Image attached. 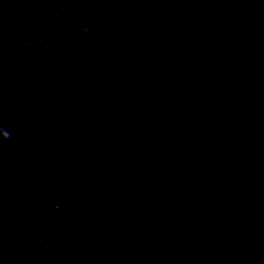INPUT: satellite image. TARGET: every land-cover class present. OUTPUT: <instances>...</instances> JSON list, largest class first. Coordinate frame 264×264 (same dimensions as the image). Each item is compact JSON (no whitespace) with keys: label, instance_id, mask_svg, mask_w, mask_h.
Returning a JSON list of instances; mask_svg holds the SVG:
<instances>
[{"label":"water","instance_id":"1","mask_svg":"<svg viewBox=\"0 0 264 264\" xmlns=\"http://www.w3.org/2000/svg\"><path fill=\"white\" fill-rule=\"evenodd\" d=\"M0 264H264V0H0Z\"/></svg>","mask_w":264,"mask_h":264},{"label":"clouds","instance_id":"2","mask_svg":"<svg viewBox=\"0 0 264 264\" xmlns=\"http://www.w3.org/2000/svg\"><path fill=\"white\" fill-rule=\"evenodd\" d=\"M7 139H8V135L3 132V135L0 136V140H7Z\"/></svg>","mask_w":264,"mask_h":264},{"label":"snow or ice","instance_id":"3","mask_svg":"<svg viewBox=\"0 0 264 264\" xmlns=\"http://www.w3.org/2000/svg\"><path fill=\"white\" fill-rule=\"evenodd\" d=\"M3 135V132L2 131H0V136H2Z\"/></svg>","mask_w":264,"mask_h":264}]
</instances>
